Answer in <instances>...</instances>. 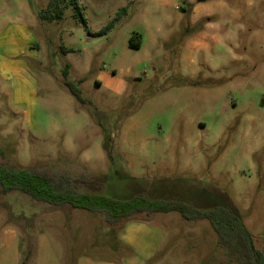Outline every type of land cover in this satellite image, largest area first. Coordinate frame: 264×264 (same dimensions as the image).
Returning a JSON list of instances; mask_svg holds the SVG:
<instances>
[{"label": "rangeland", "instance_id": "1", "mask_svg": "<svg viewBox=\"0 0 264 264\" xmlns=\"http://www.w3.org/2000/svg\"><path fill=\"white\" fill-rule=\"evenodd\" d=\"M49 1L0 0V163L114 199H230L264 253V0H80L44 19ZM140 219L112 239L101 216L0 191V264H233L207 219Z\"/></svg>", "mask_w": 264, "mask_h": 264}, {"label": "trees", "instance_id": "2", "mask_svg": "<svg viewBox=\"0 0 264 264\" xmlns=\"http://www.w3.org/2000/svg\"><path fill=\"white\" fill-rule=\"evenodd\" d=\"M79 1L50 0L41 17L61 19L65 10L71 6L77 10L78 15H82ZM113 26L114 22H111L106 31ZM141 45V37L134 34L130 39V46L138 49ZM68 69L69 67L64 71L65 84L80 102L86 104L81 90L67 79ZM110 138L106 137L107 149ZM0 153L4 154L1 149ZM0 191L3 194H18L37 204L57 207L69 205L74 209L101 216L112 239L118 231L125 229L128 223L144 221L140 219L142 215L179 212L187 222L207 219L217 234L218 248L224 251L231 263L264 264V253L256 247L251 231L230 199L205 206L175 198L154 199L145 193L126 200L114 199L105 194L77 189L74 178L68 171H42L7 162L0 163Z\"/></svg>", "mask_w": 264, "mask_h": 264}, {"label": "crops", "instance_id": "3", "mask_svg": "<svg viewBox=\"0 0 264 264\" xmlns=\"http://www.w3.org/2000/svg\"><path fill=\"white\" fill-rule=\"evenodd\" d=\"M132 222H130V223H128L127 225H129V224H131ZM127 225H126V227H127ZM126 227H125V229H126ZM146 227L142 224V225H140L137 229H136V234H135V236H133V238L132 239H125V238H123L124 239V242L126 243V244H128V245H131V246H135V247H137V241H136V236H138V235H140L141 233L142 234H144L145 233V229ZM124 229V230H125ZM123 230V231H124ZM148 244H146V246H147ZM148 248H151V244H149V246H148ZM147 248V249H148Z\"/></svg>", "mask_w": 264, "mask_h": 264}]
</instances>
